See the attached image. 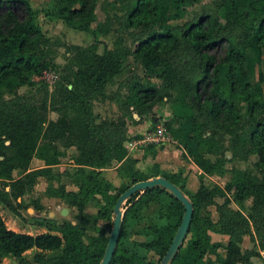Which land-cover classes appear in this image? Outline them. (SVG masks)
Returning a JSON list of instances; mask_svg holds the SVG:
<instances>
[{
	"label": "trees",
	"instance_id": "obj_1",
	"mask_svg": "<svg viewBox=\"0 0 264 264\" xmlns=\"http://www.w3.org/2000/svg\"><path fill=\"white\" fill-rule=\"evenodd\" d=\"M100 1L54 0L56 11L52 16L71 29L91 33L90 26L97 18ZM163 6L164 0H128L122 30L131 31L136 43L134 51L124 47L105 48L103 55H99L95 45L78 50L76 71L66 84L57 86L52 96L45 87L41 97H24L19 96V90L26 86L36 87V78L55 66V44L37 23V12L30 0H0V181L4 187L0 190V201L21 218L12 199L23 197L28 189L27 193L32 191L39 179L60 175L53 172V167L61 165L65 155L53 146L59 136L51 129L43 133L48 108L56 110L80 105L83 111L82 146L77 159L80 168L76 173L80 178L79 192L66 194L71 205L84 211L89 204L98 203L101 205L98 216L110 220L115 216L118 200L134 184L160 176L159 172L147 177L134 171L131 163L136 161L129 160L118 128L97 124L92 111L93 98L103 94L123 72L128 56H133L148 73L162 69L161 77L167 89L178 91L171 100L172 114L167 126L176 139L184 136L185 125L193 127L203 150L194 154L192 160L204 175H225V142H229L228 150L233 152V157H240V152L245 150L243 160L249 155L258 158L255 168L259 175L245 174L242 180L231 181L224 189H208L202 184L192 196L194 217L188 234L192 240L186 239L172 264H254L252 258L261 257L260 253L245 251L242 243L244 237L252 233L251 223L260 236L264 229V178L260 176L264 177V74H259L256 84L249 81L252 63L248 54L251 51L260 54L264 50V0L250 4L254 15L250 26H247L250 13L240 14L235 0H217L215 8L224 10L225 26L216 12L204 10L196 20L167 31L156 29ZM100 33L107 35L109 28H100ZM160 98V89L137 82L131 87L129 104L142 112ZM239 104H243L246 111ZM175 124H179L177 130L173 129ZM43 138L46 142L40 145ZM35 158L43 161L45 167L30 170ZM114 162L122 163L126 169L123 174L128 179L119 188L101 178L103 170ZM84 167L91 171L85 172ZM19 170L26 175L15 181L14 173ZM161 177L184 192L182 180L168 174ZM8 187L10 190L6 192ZM165 196L170 198L171 204L166 209L161 207L159 213L167 217L172 215L179 224L155 228L152 239L140 243L142 248L159 256L158 263L147 264L162 262L182 223L185 208L160 187L139 193L128 202L126 216L137 214L141 208L152 204H162ZM216 196L224 200L218 208L219 220H200L198 211L205 204H214ZM232 197L240 207L253 198L248 218L241 211L230 208ZM126 219L124 217L123 230ZM35 221L47 232L30 235L13 231L0 214V257L22 258L35 251L33 261L36 264L102 263L110 239L105 231L92 235L78 223L47 218ZM211 234L229 238L225 260L220 259ZM262 248L264 251V245ZM111 264H145V261L117 248Z\"/></svg>",
	"mask_w": 264,
	"mask_h": 264
},
{
	"label": "rangeland",
	"instance_id": "obj_2",
	"mask_svg": "<svg viewBox=\"0 0 264 264\" xmlns=\"http://www.w3.org/2000/svg\"><path fill=\"white\" fill-rule=\"evenodd\" d=\"M216 1L164 0L156 29L167 31L185 25L196 20L204 10L216 12L221 18V24L225 26L224 10L218 11L215 8ZM253 1L256 0H235L240 14L249 12L251 15L247 26L251 25L254 16L249 9ZM30 2L37 12V23L43 33L55 44V66L41 77L36 78V87L21 88L18 92L19 96L41 97L45 87H48L49 94L52 96L57 86L66 84L76 71L75 59L78 50H85L95 45L97 53L103 55L105 48L116 50L124 47L134 51L136 47L131 31L124 32L122 30L128 0H101L97 9V18L90 26L91 33L71 29L62 21L54 18L52 16L56 11L54 0H30ZM100 28H109V33L107 35L100 33ZM248 55L252 63L248 78L249 81L256 84L259 74H264V50L260 54L251 51ZM161 74L162 69H155L153 73L146 72L139 63L135 62L133 56H128L123 72L105 88L103 94L96 95L92 100V111L97 124L103 123L113 129L118 128V134L124 139V146L128 149L129 160L136 161V163H131L133 170L139 171L147 177H153L157 172L160 174L159 177L162 174L175 176L182 180L183 193L190 201L202 184L208 189L215 187L224 189L227 183L242 180L245 174L259 175L255 168L258 158L255 155H249L247 160H243L241 157L246 155L245 150L240 152V157H233V152L228 150L229 142H225L227 148V161L224 164L225 175L203 174L192 160L194 154L203 150L199 137L193 133V127L190 124L184 126L185 134L182 139H176L174 133L168 129V120L172 114L171 100L177 96L178 91L167 89ZM222 81L226 83L225 78ZM137 82L156 87L162 92V98L155 102L151 108L142 112L129 104L131 87ZM10 98L7 97V99ZM239 107L246 111L243 104H239ZM82 118L83 111L80 105L56 110L48 108L45 113L43 133L46 134L51 129L59 136V140H56L53 146L63 152L65 157H62L61 165L53 167V172L60 175L50 179L41 178L32 191L27 193L28 189L23 197L12 199V204L20 212L21 218L16 217L0 201V214L9 229L30 235L43 234L47 232L46 229L40 227L35 220L47 218L61 223H78L87 228L92 235L103 230L110 237L115 216H112L110 220L102 219L98 216L100 204L93 202L83 211L71 205L69 198L66 197L67 193L79 192L80 178L76 173L80 168L77 165V159L82 146ZM178 128L179 124L173 126L174 130ZM114 136L119 138L116 134ZM226 137L229 138V136ZM45 142L43 138L39 143L42 145ZM43 167H45L44 162L35 158L29 168L37 170ZM83 170L91 171L88 167H84ZM123 170L126 171L122 163L114 162L109 168L103 170L101 178L112 184L114 188H119L128 181ZM25 175L26 173L20 170L16 171L14 180L22 179ZM260 176L264 178L262 175ZM3 188L2 181H0V190ZM5 190L9 192L10 188ZM230 201V208L241 211L247 218L251 215L253 198H249L242 207L239 206L235 197L230 198ZM214 202L212 205L205 204L200 208L197 213L200 220L212 219L214 222L219 220L218 208L224 204V200L216 196ZM170 204V198L165 196L162 198V204H152L147 208H141L137 214L130 213L126 216V211L130 206L126 202L122 206V212L127 219L118 250L125 254L140 256L145 264L148 262L158 263L159 256L155 252L142 248L140 243L150 241L155 228L168 225L176 227L179 224V220L172 215L167 217L161 216L159 213L161 207L166 209ZM169 213L172 214V212ZM250 228L252 233L244 237L242 247L245 251L260 253L261 257H253L252 261L254 264H264V251L262 250L264 229L260 236L253 223L250 224ZM147 233H150V236H147ZM211 237L213 245L218 248L220 259L225 260L229 238L217 234H211ZM187 240H192L189 235ZM34 254L35 251H30L22 258L0 257V264H36L33 261Z\"/></svg>",
	"mask_w": 264,
	"mask_h": 264
},
{
	"label": "water",
	"instance_id": "obj_3",
	"mask_svg": "<svg viewBox=\"0 0 264 264\" xmlns=\"http://www.w3.org/2000/svg\"><path fill=\"white\" fill-rule=\"evenodd\" d=\"M157 187H160L171 193V195L174 196L177 200H179L185 208V215L183 217L182 223L177 231V234L173 240V243L168 253L163 258L160 264L173 263L174 258L179 253L180 249L182 248L184 242L188 237L194 217V207L190 199H188V197L182 192V190H180L177 186H175L165 178L159 177L151 180L141 181L134 184L126 193H124L120 197L114 210V215H115L114 225L110 235L107 250L101 264H111L113 257L116 253V250L118 248V244L121 239L123 226H124V213L122 212V206L126 202H129V200L133 196L139 193L143 194L145 191Z\"/></svg>",
	"mask_w": 264,
	"mask_h": 264
}]
</instances>
